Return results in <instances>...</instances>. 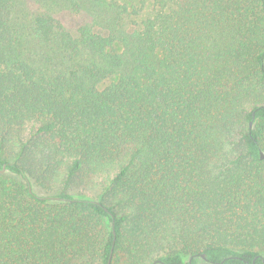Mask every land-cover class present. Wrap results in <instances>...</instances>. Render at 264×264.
Returning <instances> with one entry per match:
<instances>
[{
	"label": "trees",
	"instance_id": "1",
	"mask_svg": "<svg viewBox=\"0 0 264 264\" xmlns=\"http://www.w3.org/2000/svg\"><path fill=\"white\" fill-rule=\"evenodd\" d=\"M29 1L0 0V264H264V0Z\"/></svg>",
	"mask_w": 264,
	"mask_h": 264
},
{
	"label": "rangeland",
	"instance_id": "2",
	"mask_svg": "<svg viewBox=\"0 0 264 264\" xmlns=\"http://www.w3.org/2000/svg\"><path fill=\"white\" fill-rule=\"evenodd\" d=\"M113 1H117V2H119V3H123V2H125L126 0H113ZM130 1H131V2H136L137 0H130ZM24 4H25V7H26L27 11L30 10V9L32 8L31 6H33L29 0H24ZM150 9H151V8L148 7V9L146 10V12H147V11L149 12ZM140 19H141V16H140V17H136V18H125L123 21H124V24L127 26V25H129L130 23H132V21H139ZM7 156H8V155H7L6 152H1V151H0V158H7ZM36 191H37L39 194H43V192L40 191V190L37 189V188H36ZM78 192H79L78 190H74V191H73L74 194H77ZM78 194H79V193H78ZM197 264H209V263H207V262H205V261H203V260H198V263H197Z\"/></svg>",
	"mask_w": 264,
	"mask_h": 264
},
{
	"label": "water",
	"instance_id": "3",
	"mask_svg": "<svg viewBox=\"0 0 264 264\" xmlns=\"http://www.w3.org/2000/svg\"><path fill=\"white\" fill-rule=\"evenodd\" d=\"M249 126L251 127L252 126V123H250ZM263 157H264V154L261 153L260 154V158H263ZM4 172H5V167H2V169L0 170V174H3ZM201 258L204 259V256L202 255Z\"/></svg>",
	"mask_w": 264,
	"mask_h": 264
}]
</instances>
